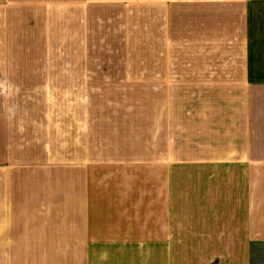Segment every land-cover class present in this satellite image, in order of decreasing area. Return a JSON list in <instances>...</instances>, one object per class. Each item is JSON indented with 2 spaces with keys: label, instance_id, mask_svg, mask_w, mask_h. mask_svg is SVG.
Instances as JSON below:
<instances>
[{
  "label": "crops",
  "instance_id": "obj_1",
  "mask_svg": "<svg viewBox=\"0 0 264 264\" xmlns=\"http://www.w3.org/2000/svg\"><path fill=\"white\" fill-rule=\"evenodd\" d=\"M1 162L67 170L85 244L154 255L106 264H173L174 169L238 171L236 230L187 232L264 264V0H0ZM24 225L3 216L0 264L43 257Z\"/></svg>",
  "mask_w": 264,
  "mask_h": 264
},
{
  "label": "rangeland",
  "instance_id": "obj_2",
  "mask_svg": "<svg viewBox=\"0 0 264 264\" xmlns=\"http://www.w3.org/2000/svg\"><path fill=\"white\" fill-rule=\"evenodd\" d=\"M237 177L238 171L174 169L173 264H207L220 256H228L229 250L215 249L218 244L204 243V234L188 233L187 230L196 229L200 225L217 228V231L235 228L232 227L233 223L229 217V195L230 181ZM130 181L140 186L144 183L143 178ZM82 187L80 180L72 179L64 169L41 172L30 165L24 168L0 166V222L5 215L14 216L19 225L27 222L29 226L34 225L30 232L35 230L37 224L47 232L43 236L45 239L41 248L42 252L44 250L43 257L38 256L35 261H27V264H84V258L88 264H106L109 257L110 260L120 263L123 257L148 259L154 256L149 254L148 248L140 252H113L85 244L88 238H85L83 232V214L79 206ZM148 213L144 211V216ZM24 215L29 217L25 220ZM10 219L12 218L8 217L6 221ZM233 222L235 223L234 220ZM207 236L215 238L218 235L210 233ZM46 245L49 254L48 250L44 249ZM52 247L53 251L50 250Z\"/></svg>",
  "mask_w": 264,
  "mask_h": 264
}]
</instances>
